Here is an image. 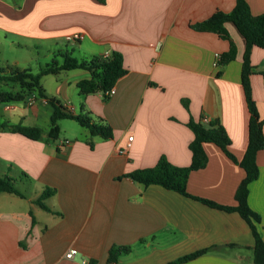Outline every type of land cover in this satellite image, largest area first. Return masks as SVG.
Listing matches in <instances>:
<instances>
[{
    "label": "crops",
    "instance_id": "0c3cea01",
    "mask_svg": "<svg viewBox=\"0 0 264 264\" xmlns=\"http://www.w3.org/2000/svg\"><path fill=\"white\" fill-rule=\"evenodd\" d=\"M244 1L252 16L264 14V0ZM234 5L235 0H0L5 34L49 45L54 56L69 51L67 46H76L85 58L116 51L127 71L107 99L78 93L76 83L89 77L84 70L55 75L51 91L40 79L45 93L66 110L106 122L110 140L91 138L82 127L73 142L52 141L47 132L33 141L0 128L1 177L15 180V187L17 180L32 185L29 194L20 191L23 198L0 194V264H106L116 247H129L118 264H168L201 250L206 252L183 264H253V237L237 213L123 177L153 167L160 157L188 167L190 119L218 120L230 153L241 161L249 120L240 78L243 39L231 23L224 24L228 40L192 27ZM72 33L83 39L67 44L65 36ZM231 44L233 57L217 78L216 55L229 52ZM250 64L256 71L250 77L252 97L264 119V49L252 48ZM22 106L30 109L32 126L23 125L22 107L4 104L3 110L17 124L48 126L49 104L35 100ZM203 150L207 164L190 173L187 193L234 206L244 171L214 144L205 143ZM256 164L259 176L249 185L248 205L260 216L257 229L264 242V150ZM47 188L54 190L44 200L51 212L35 204ZM69 250L76 254L66 259Z\"/></svg>",
    "mask_w": 264,
    "mask_h": 264
},
{
    "label": "trees",
    "instance_id": "16d2710c",
    "mask_svg": "<svg viewBox=\"0 0 264 264\" xmlns=\"http://www.w3.org/2000/svg\"><path fill=\"white\" fill-rule=\"evenodd\" d=\"M97 1L104 3V0ZM225 23H231L244 42L240 78L249 120L247 145L241 161L237 162L230 153V140L218 120H209L205 123L203 118L198 122L190 119L187 126L193 133V139L189 144L191 163L188 167L173 166L165 157H160L153 167L137 169L123 177L144 187L150 185L160 186L184 197L199 201L212 209L237 213L247 224L253 237V264H264V242L257 229V225L260 223V216L248 205L249 185L259 176L256 156L258 152L264 150V119H261L259 116L256 103L252 97L250 83L251 75L256 73L255 68L250 64V52L253 47L264 49V14L252 16L244 0H235V5L230 12L217 11L208 19L192 27L199 31L217 34L228 40V35L224 29ZM233 54L234 48L231 44L229 52L222 54L216 60L215 65L218 67L217 78L221 76L225 64L232 59ZM59 56L62 59L60 63L52 59L37 74H32L29 70L16 69L8 73L0 70V105L16 103L26 105L30 97H34L35 100L45 101L53 109L46 134L52 141L57 140L59 137L60 130L58 123L61 120L75 121L80 127L88 130L91 138L99 137L102 140H110L113 137L112 129L106 122L103 120H93L88 114L75 115L66 110L59 101L49 97L45 93L40 84V79L48 75H57L62 71L84 70L89 73V77L76 83L78 93L82 96L99 93L104 99H107L106 93L127 73L123 67L122 55L119 52L112 51L107 57L89 56L77 60L71 56L70 51H65L64 53H60ZM260 74L264 76V70ZM14 87L17 88L15 89ZM185 107H187L186 104ZM1 129L19 134L33 141L41 139L43 135L40 128L27 127L21 124H4L1 126ZM91 138L87 142L90 147H92ZM205 143L217 146L227 158L237 163L244 171V178L235 191L234 206L218 205L206 199L193 197L187 193L186 184L190 173L203 169L207 164V157L203 150ZM0 194H12L23 198L21 192L15 187L14 180L6 176L0 177ZM53 194V189H45L35 201V204L44 211L51 212L44 204V200ZM123 252H129V247L111 248L108 252L106 264H118V257ZM205 252L206 250L197 251L168 264H183L199 257ZM88 264H95V262L89 261Z\"/></svg>",
    "mask_w": 264,
    "mask_h": 264
},
{
    "label": "rangeland",
    "instance_id": "374dc122",
    "mask_svg": "<svg viewBox=\"0 0 264 264\" xmlns=\"http://www.w3.org/2000/svg\"><path fill=\"white\" fill-rule=\"evenodd\" d=\"M9 3L13 0H4ZM68 44V43H67ZM65 47V44L61 45ZM68 50L71 52V56L77 60L84 59V55L77 51L76 46L68 47ZM71 50H74L73 52ZM51 47L49 45L44 46H34L32 42L16 39L10 35L5 34L0 30V70L8 73L13 70H29L32 74H37L39 70L44 67L46 64L50 63L52 59L61 61L62 59L59 56H54L50 53ZM64 73V72H63ZM81 73L79 70L66 72L67 75H77ZM58 75V74H57ZM57 76L48 75L43 77L41 80L42 85L47 91H51V87L55 82ZM64 77L62 74L61 78ZM15 89L17 87H14ZM62 102V99H59ZM16 107H22L27 113L26 121H23L24 124H29L32 126L34 124V119L30 115V109L28 107L24 108L21 103H16ZM4 105H0V128L4 124H17V118L9 115V112L3 110ZM37 124V123H36ZM38 128H40L44 133L48 132L49 126L38 122ZM58 125L60 126L58 140H68L75 141L81 138V133L84 131L75 121L72 120H61ZM36 127V126H35ZM2 172V171H0ZM3 176L0 173V177ZM15 182V180H14ZM32 185L16 181V188L24 194H29L31 191Z\"/></svg>",
    "mask_w": 264,
    "mask_h": 264
},
{
    "label": "built area",
    "instance_id": "2783aa9c",
    "mask_svg": "<svg viewBox=\"0 0 264 264\" xmlns=\"http://www.w3.org/2000/svg\"><path fill=\"white\" fill-rule=\"evenodd\" d=\"M83 39V36L80 34V33H72V34H69V35H66L65 36V41L67 43H74V42H79ZM104 57H107V55H105ZM219 58V55H216V60ZM114 93V90L113 88L106 93L107 96H110ZM35 102V99L34 97H30L28 100H27V105L28 106H31L33 105ZM203 121L206 123L208 122L209 120L208 119H205L203 118ZM131 137L128 138V141L130 142L131 141ZM122 153V151L120 152ZM76 254V251L75 250H69L66 254H65V258L66 259H71L74 255Z\"/></svg>",
    "mask_w": 264,
    "mask_h": 264
}]
</instances>
